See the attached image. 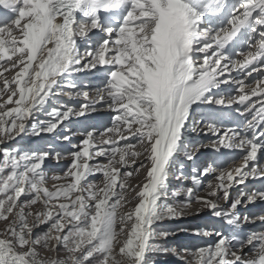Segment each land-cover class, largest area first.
Instances as JSON below:
<instances>
[{"label": "snow or ice", "instance_id": "1", "mask_svg": "<svg viewBox=\"0 0 264 264\" xmlns=\"http://www.w3.org/2000/svg\"><path fill=\"white\" fill-rule=\"evenodd\" d=\"M0 78V264H264V0H0Z\"/></svg>", "mask_w": 264, "mask_h": 264}, {"label": "rangeland", "instance_id": "2", "mask_svg": "<svg viewBox=\"0 0 264 264\" xmlns=\"http://www.w3.org/2000/svg\"><path fill=\"white\" fill-rule=\"evenodd\" d=\"M5 74H12V73H5ZM2 78H0L1 80ZM2 85V84H1ZM104 116L108 119V113L103 112ZM106 119V124H109V119L107 121ZM19 139V138H18ZM77 140L80 139V137H76ZM207 139V138H205ZM16 142L13 141L10 144H4V145H0V147H12ZM229 154V153H226ZM219 154H212L211 152H209L206 156L202 157V160L207 161L208 163H212L213 161H215L216 163L219 161V159H217V156ZM227 161L225 162V164H223L226 167H235L238 165H233L230 163L229 158H226ZM71 162V157H68L67 159H64L61 161L60 165L58 166V168L56 169L59 172H62L65 168V166H67L68 164H70ZM222 164V163H219ZM96 177H93L91 179H95ZM136 181H133V183H135ZM173 185H175V181L172 182ZM49 187H51V182H49ZM221 205H223V201H220ZM39 207V206H37ZM131 207V206H129ZM197 207H199V205H193V210H195ZM243 211V209L241 210ZM11 219V217L9 218ZM32 218L29 217V223H31ZM211 222V218L208 216V214L202 213L200 217H196V216H187L184 219H179V220H174V221H166L165 224L167 227L172 228V229H176V228H196V227H202L204 225H209ZM5 222L4 221H0V231H3V227H4ZM260 226L257 225H250L248 226V228L252 229V230H256L258 229ZM37 232L41 231V229H36ZM163 243H168V244H176V245H181V246H190L191 244L195 243V238L192 236H189L188 234L185 233H180L178 236L176 237H171L169 238L167 241H162ZM54 253L51 252H42V256H44L45 258L53 256ZM61 256H63V253H61ZM190 258V257H189ZM158 264H179V261H177L175 258L171 257V255H169L167 258L161 257L158 260Z\"/></svg>", "mask_w": 264, "mask_h": 264}, {"label": "bare ground", "instance_id": "3", "mask_svg": "<svg viewBox=\"0 0 264 264\" xmlns=\"http://www.w3.org/2000/svg\"><path fill=\"white\" fill-rule=\"evenodd\" d=\"M255 73H253V75H254ZM11 75L12 74H5V76H7L8 78H11ZM250 79V78H249ZM3 83V78L0 80V85ZM106 113V112H105ZM95 115H97V117H98V119H97V121H95V123H96V125H97V127L98 128H100V130H102L103 129V127L104 126H107V122H106V117L104 116V113L103 112H101V113H98V114H95ZM107 121H108V119H107ZM101 139H103V138H101ZM222 151H225L226 152V150H222ZM227 153V152H226ZM230 155L231 154H229V155H224L223 157H221V160H219L218 162H217V164H219V163H225L226 161H227V159L226 158H229L230 157ZM226 160V161H225ZM225 161V162H224Z\"/></svg>", "mask_w": 264, "mask_h": 264}]
</instances>
